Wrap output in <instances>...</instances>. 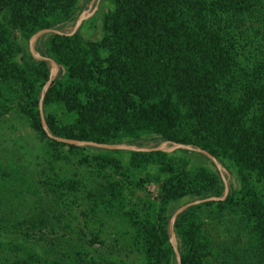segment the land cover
<instances>
[{"label":"trees","instance_id":"obj_1","mask_svg":"<svg viewBox=\"0 0 264 264\" xmlns=\"http://www.w3.org/2000/svg\"><path fill=\"white\" fill-rule=\"evenodd\" d=\"M78 1L0 0V76L26 84L37 103L45 93V106L60 99L57 88L81 83L87 98L77 106L85 123L81 140L115 142L149 130L160 141L188 143L228 158L237 172L238 201L254 217L264 245V203L248 182L253 173L264 179V59L256 71L249 68L245 54H234L215 26L216 20L223 26H237L245 18L264 20V0H112L105 40L81 42L58 34L52 39L56 61L65 71L51 77L49 62L36 61L22 40L51 26ZM50 78L51 86L43 90ZM236 88L240 97L233 95ZM46 120L52 131L63 134L52 115ZM38 123L42 128L41 118ZM130 161L138 167L154 164L164 176L157 224L148 235L151 264H170L176 255L174 226L183 241L179 264H204L196 231L198 206L172 216L168 205L187 195L200 197L216 185L212 176L163 150L133 151ZM224 198L234 200L231 194ZM257 257L264 264V251Z\"/></svg>","mask_w":264,"mask_h":264},{"label":"rangeland","instance_id":"obj_2","mask_svg":"<svg viewBox=\"0 0 264 264\" xmlns=\"http://www.w3.org/2000/svg\"><path fill=\"white\" fill-rule=\"evenodd\" d=\"M113 9L112 0H79L71 12L22 43L36 61L49 62L52 77L65 71L52 39L58 34L101 42L110 34ZM215 26L233 53L245 54L244 62L256 71L264 59V20L245 18L237 26L216 20ZM106 54L102 50L103 58ZM57 90L60 99L45 106V93L37 103L26 84L0 76V264H151L148 235L157 224L164 176L154 164L138 167L130 161L133 151L151 150L205 168L216 183L200 197L187 195L168 205L172 216L198 206L204 264H262L257 257L264 251L262 234L238 201L237 172L228 158L192 144L160 141L149 130L115 142L81 140L85 123L77 106L87 102L83 86L72 81ZM233 95L240 97L242 91L236 88ZM49 115L62 135L48 127ZM187 131L191 134L190 127ZM248 182L264 203V179L253 173ZM228 194L233 202L224 198ZM172 231L176 255L170 264H179L183 241L176 226Z\"/></svg>","mask_w":264,"mask_h":264}]
</instances>
